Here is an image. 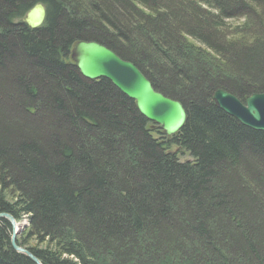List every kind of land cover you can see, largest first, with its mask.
<instances>
[{
	"label": "trees",
	"instance_id": "trees-1",
	"mask_svg": "<svg viewBox=\"0 0 264 264\" xmlns=\"http://www.w3.org/2000/svg\"><path fill=\"white\" fill-rule=\"evenodd\" d=\"M80 41L180 102L182 130L167 140L81 77ZM218 90L264 93V0H0V214L28 218L17 244L41 264H264V132L220 110ZM10 237L1 219L0 264H35Z\"/></svg>",
	"mask_w": 264,
	"mask_h": 264
},
{
	"label": "water",
	"instance_id": "water-1",
	"mask_svg": "<svg viewBox=\"0 0 264 264\" xmlns=\"http://www.w3.org/2000/svg\"><path fill=\"white\" fill-rule=\"evenodd\" d=\"M45 18L46 9L43 4L38 3L28 11L24 23L30 29H37L43 25ZM70 59L81 77L88 81L106 79L133 101L139 114L157 126L167 140L185 126L187 112L184 106L155 91L150 81L134 64L122 60L107 47L96 42L80 41L73 45ZM213 100L220 110L241 125L254 131L264 132V93L252 94L242 102L235 96L218 90ZM1 219L7 220L11 225L12 249L35 264H41L29 250L17 244L16 237L19 233L16 220L9 214H0Z\"/></svg>",
	"mask_w": 264,
	"mask_h": 264
},
{
	"label": "rangeland",
	"instance_id": "rangeland-1",
	"mask_svg": "<svg viewBox=\"0 0 264 264\" xmlns=\"http://www.w3.org/2000/svg\"><path fill=\"white\" fill-rule=\"evenodd\" d=\"M6 95V94H5ZM3 97H5L4 95H3ZM8 98V97H7ZM158 128V127H157ZM159 129V128H158ZM153 137L154 138H158V136H157V134H153ZM172 152H176L177 153V155H178V158H179V160H180V162H185V161H188V160H191V157L189 156V154L188 153H186V152H183V151H180V149H178L177 147H175V146H172L171 147V149H170ZM17 222V231H18V236L16 237L17 239L22 235L23 236V233L27 230V228H28V226H29V221H28V218L26 217V216H24L23 218H22V220H20V221H16ZM19 225H21L22 227H20L21 229L19 230V228H18V226ZM11 231H12V229H11ZM17 239H16V241H17ZM35 245V243L33 242V241H31L30 243H29V246L30 247H33ZM22 248H24V249H26V250H28L27 248H25V247H22ZM32 254V253H31ZM33 255V254H32Z\"/></svg>",
	"mask_w": 264,
	"mask_h": 264
},
{
	"label": "bare ground",
	"instance_id": "bare-ground-1",
	"mask_svg": "<svg viewBox=\"0 0 264 264\" xmlns=\"http://www.w3.org/2000/svg\"><path fill=\"white\" fill-rule=\"evenodd\" d=\"M215 94V93H214ZM249 97V96H248ZM245 100V99H244ZM214 101V100H213ZM215 103V102H214ZM20 227H22L21 225L18 226L19 230L21 229Z\"/></svg>",
	"mask_w": 264,
	"mask_h": 264
}]
</instances>
